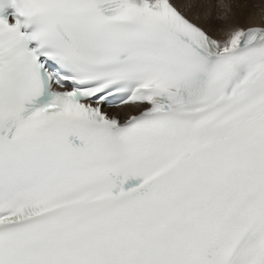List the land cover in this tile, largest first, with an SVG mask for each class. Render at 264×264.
I'll return each mask as SVG.
<instances>
[{
	"label": "snow or ice",
	"instance_id": "snow-or-ice-1",
	"mask_svg": "<svg viewBox=\"0 0 264 264\" xmlns=\"http://www.w3.org/2000/svg\"><path fill=\"white\" fill-rule=\"evenodd\" d=\"M0 264H264V0H0Z\"/></svg>",
	"mask_w": 264,
	"mask_h": 264
},
{
	"label": "bare ground",
	"instance_id": "bare-ground-1",
	"mask_svg": "<svg viewBox=\"0 0 264 264\" xmlns=\"http://www.w3.org/2000/svg\"><path fill=\"white\" fill-rule=\"evenodd\" d=\"M233 2H237V0H233ZM240 2H246V0H240ZM239 16H241L242 18L239 17L238 22H240V23H249L250 22L247 15H239ZM209 23H210V26H212V27H219V24L216 23L214 20L210 21Z\"/></svg>",
	"mask_w": 264,
	"mask_h": 264
},
{
	"label": "rangeland",
	"instance_id": "rangeland-1",
	"mask_svg": "<svg viewBox=\"0 0 264 264\" xmlns=\"http://www.w3.org/2000/svg\"><path fill=\"white\" fill-rule=\"evenodd\" d=\"M239 17H241V16H238V19H239ZM242 18V17H241ZM215 21V20H214ZM216 23H218L217 21H215Z\"/></svg>",
	"mask_w": 264,
	"mask_h": 264
}]
</instances>
